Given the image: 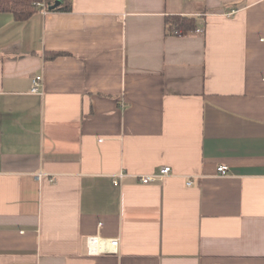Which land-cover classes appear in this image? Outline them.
I'll use <instances>...</instances> for the list:
<instances>
[{
    "label": "crops",
    "instance_id": "obj_1",
    "mask_svg": "<svg viewBox=\"0 0 264 264\" xmlns=\"http://www.w3.org/2000/svg\"><path fill=\"white\" fill-rule=\"evenodd\" d=\"M0 264H264V0L0 14Z\"/></svg>",
    "mask_w": 264,
    "mask_h": 264
},
{
    "label": "trees",
    "instance_id": "obj_2",
    "mask_svg": "<svg viewBox=\"0 0 264 264\" xmlns=\"http://www.w3.org/2000/svg\"><path fill=\"white\" fill-rule=\"evenodd\" d=\"M74 0H0V14H10L17 22L29 21L45 9L47 12H71ZM165 32L170 36H185L199 29L195 17L167 15ZM59 56L53 53L51 57Z\"/></svg>",
    "mask_w": 264,
    "mask_h": 264
},
{
    "label": "built area",
    "instance_id": "obj_3",
    "mask_svg": "<svg viewBox=\"0 0 264 264\" xmlns=\"http://www.w3.org/2000/svg\"><path fill=\"white\" fill-rule=\"evenodd\" d=\"M43 13H47L45 9L42 11ZM233 13V11H231ZM230 13V14H232ZM203 31L202 29H199L198 32ZM42 83H43V77L41 76H35L33 78V88L32 91L35 93H38L41 91L42 88ZM230 170V167L228 165H220L217 167V171L221 175H227ZM172 174V169L170 166H164L161 167L159 172L153 173V174H148L140 177V180L142 183L148 184L151 182L155 181H160L163 180L166 176ZM116 185H119L118 179H115L114 182ZM192 180L188 181V184H192ZM87 244V249L89 253L96 254L99 252H116L118 251V246H119V239L118 238H103V237H97V236H90L87 238L86 241Z\"/></svg>",
    "mask_w": 264,
    "mask_h": 264
}]
</instances>
